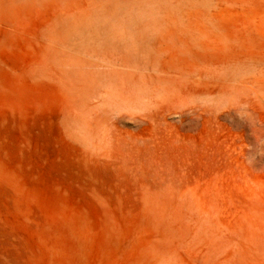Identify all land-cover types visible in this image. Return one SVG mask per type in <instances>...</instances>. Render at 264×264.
Instances as JSON below:
<instances>
[{
  "label": "rangeland",
  "instance_id": "rangeland-1",
  "mask_svg": "<svg viewBox=\"0 0 264 264\" xmlns=\"http://www.w3.org/2000/svg\"><path fill=\"white\" fill-rule=\"evenodd\" d=\"M104 1L0 0V264H264V0H197L142 100L62 23Z\"/></svg>",
  "mask_w": 264,
  "mask_h": 264
},
{
  "label": "bare ground",
  "instance_id": "bare-ground-1",
  "mask_svg": "<svg viewBox=\"0 0 264 264\" xmlns=\"http://www.w3.org/2000/svg\"><path fill=\"white\" fill-rule=\"evenodd\" d=\"M200 6L197 0H105L99 7L91 5L76 16L66 18L62 23L75 29V35L78 34L79 38L83 32L79 30V34L77 28L86 27L88 24L96 31V35L111 43L109 50L112 57L108 55L110 60L114 57L112 62L115 61V65L117 62L123 69L130 70L119 74L117 80L122 87L125 85L131 89L136 99L142 100L144 92L142 93L141 88H145L144 86L150 85L158 90L179 83V79L170 76V72L163 68L161 60L167 55L189 52V46L196 42L201 33L191 21L192 16H197L200 20L203 15ZM65 25L63 26L66 28ZM92 34L94 36V32L90 35ZM134 71L138 72V78H134ZM129 83L134 84L136 89ZM79 113L72 115L71 121L76 125L74 128L79 134L85 136L83 133L89 132L85 131L88 125Z\"/></svg>",
  "mask_w": 264,
  "mask_h": 264
}]
</instances>
